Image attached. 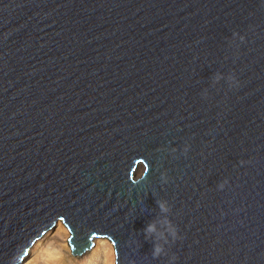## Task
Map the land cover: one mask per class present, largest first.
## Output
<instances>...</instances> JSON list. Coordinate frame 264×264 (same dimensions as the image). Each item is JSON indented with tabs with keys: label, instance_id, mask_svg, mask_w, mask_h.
I'll list each match as a JSON object with an SVG mask.
<instances>
[{
	"label": "water",
	"instance_id": "water-1",
	"mask_svg": "<svg viewBox=\"0 0 264 264\" xmlns=\"http://www.w3.org/2000/svg\"><path fill=\"white\" fill-rule=\"evenodd\" d=\"M58 220L115 264H264V0H0V264Z\"/></svg>",
	"mask_w": 264,
	"mask_h": 264
},
{
	"label": "bare ground",
	"instance_id": "bare-ground-1",
	"mask_svg": "<svg viewBox=\"0 0 264 264\" xmlns=\"http://www.w3.org/2000/svg\"><path fill=\"white\" fill-rule=\"evenodd\" d=\"M59 221L61 220H58L57 222ZM49 229H52V228H49ZM69 233L70 232H68L67 229L61 223V225L58 228V231L55 232V234L45 243L42 249H43V256H44L43 259L46 262V264H82V263H85L86 259L83 256H85V254L87 253L86 251H89L91 247H89L88 249L82 250L80 254L78 253L73 254L72 248L68 244L69 243V239H68ZM40 236L38 238H40ZM96 238H99V237H96ZM98 240L99 242L102 241L101 238ZM102 243L104 244L103 252H101L100 255H98L100 259L102 258V261H103L102 264H115V259H114L115 254H114L113 243L109 242L107 239L102 241ZM94 254H97V253H94ZM94 260L95 259L93 258L91 259V261H94Z\"/></svg>",
	"mask_w": 264,
	"mask_h": 264
},
{
	"label": "rangeland",
	"instance_id": "rangeland-1",
	"mask_svg": "<svg viewBox=\"0 0 264 264\" xmlns=\"http://www.w3.org/2000/svg\"><path fill=\"white\" fill-rule=\"evenodd\" d=\"M142 168L139 169V171H141ZM62 225L67 229L68 232H70V230L67 228V226L62 222L59 221L57 222L54 227H52V229L47 230L44 234H42L40 236V238H36L32 244L30 245L29 248V252L24 260L21 262L22 264H46V262L44 261V256H43V246L45 245V243L55 234V232L58 231L59 226ZM70 233L68 234L69 237ZM59 236V235H58ZM60 237V236H59ZM102 239V241L104 240H108L109 242H111V240L109 238H104V237H99V238H94L93 244L90 248L89 251H86L87 253L85 254V256H83L86 260L85 263L82 264H102V258L100 259V257L98 255H100L101 252H103V243L102 241L99 242L98 239ZM112 243V242H111ZM93 252V254H92ZM45 253V252H44ZM97 253V254H94ZM46 254V253H45ZM115 254V252H114ZM42 255V256H41ZM46 256V255H45ZM95 259L94 261H91V259ZM115 259V258H114Z\"/></svg>",
	"mask_w": 264,
	"mask_h": 264
},
{
	"label": "clouds",
	"instance_id": "clouds-1",
	"mask_svg": "<svg viewBox=\"0 0 264 264\" xmlns=\"http://www.w3.org/2000/svg\"><path fill=\"white\" fill-rule=\"evenodd\" d=\"M150 228L152 227L151 225L149 226ZM161 251V249L158 247L157 249H156V253L155 254H159V252Z\"/></svg>",
	"mask_w": 264,
	"mask_h": 264
}]
</instances>
